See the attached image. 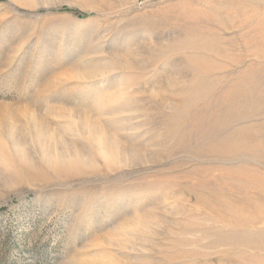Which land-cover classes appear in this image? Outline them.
<instances>
[{
    "label": "rangeland",
    "instance_id": "374dc122",
    "mask_svg": "<svg viewBox=\"0 0 264 264\" xmlns=\"http://www.w3.org/2000/svg\"><path fill=\"white\" fill-rule=\"evenodd\" d=\"M0 264H264V0H0Z\"/></svg>",
    "mask_w": 264,
    "mask_h": 264
}]
</instances>
